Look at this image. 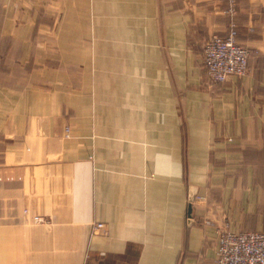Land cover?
<instances>
[{
	"label": "crops",
	"instance_id": "obj_1",
	"mask_svg": "<svg viewBox=\"0 0 264 264\" xmlns=\"http://www.w3.org/2000/svg\"><path fill=\"white\" fill-rule=\"evenodd\" d=\"M60 2L90 72L74 108L0 85V264H214L218 227L264 230V0ZM233 22L250 72L215 82Z\"/></svg>",
	"mask_w": 264,
	"mask_h": 264
},
{
	"label": "rangeland",
	"instance_id": "obj_2",
	"mask_svg": "<svg viewBox=\"0 0 264 264\" xmlns=\"http://www.w3.org/2000/svg\"><path fill=\"white\" fill-rule=\"evenodd\" d=\"M61 9L60 0H0V85L21 99L51 103L57 110L61 104L75 107L76 78L90 72L85 64L91 58L86 48L91 38L77 32L76 19L62 18ZM63 77L67 88L59 96ZM72 122L67 115L66 138L72 136ZM33 220L47 221L39 214Z\"/></svg>",
	"mask_w": 264,
	"mask_h": 264
},
{
	"label": "built area",
	"instance_id": "obj_3",
	"mask_svg": "<svg viewBox=\"0 0 264 264\" xmlns=\"http://www.w3.org/2000/svg\"><path fill=\"white\" fill-rule=\"evenodd\" d=\"M230 12L237 11L238 0H229ZM250 50L239 42L236 23L227 34L215 33L204 44L203 65L210 79L224 82L231 75L250 72ZM104 228V223L96 224ZM217 247L214 264H264V230L235 231L228 227L217 228Z\"/></svg>",
	"mask_w": 264,
	"mask_h": 264
}]
</instances>
